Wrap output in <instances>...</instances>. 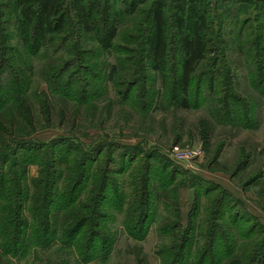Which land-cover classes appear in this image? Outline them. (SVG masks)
Masks as SVG:
<instances>
[{
  "label": "rangeland",
  "instance_id": "rangeland-1",
  "mask_svg": "<svg viewBox=\"0 0 264 264\" xmlns=\"http://www.w3.org/2000/svg\"><path fill=\"white\" fill-rule=\"evenodd\" d=\"M228 3L236 8L239 5L246 8L237 16L241 22L249 17L243 13H256L254 5L240 4L236 0ZM13 4L14 0H0V17L9 19L7 31L12 34L2 55L3 62L7 64L11 58L17 60L23 52ZM225 5L224 2L222 6ZM211 6L214 13L215 0H211ZM235 15L229 19L226 33L233 31L230 21ZM146 23L145 13L121 18L111 50L103 49L95 36L76 31L61 53L56 54L55 50L42 52L37 57L26 58L28 64H20L21 70L27 71L30 77V89L26 95L35 129L28 136L21 130L26 125L25 121L13 117V134L20 137L24 133L23 138L42 142L70 137L74 143H83L81 149H91L98 141H106L97 145L100 148L88 156L81 195L84 203L87 204V197L91 196L94 179L98 182L101 175H109L110 184L101 208L106 217L104 215L100 223L94 217L92 221H86L85 227L76 235L78 244L68 242L66 245L57 239L48 248H42L30 242L16 255L1 252L2 264H187L188 261L200 264L198 261L204 254L212 255L213 264H244L242 252L254 249L262 240L264 86L255 88L258 78L251 80L248 60L233 45L227 62L223 66L217 65V75L210 79L206 75L202 83L195 79L191 106L182 108L174 103L175 96L171 91L174 89L173 76L169 74L170 79L163 78L151 70L140 61V53L135 50L140 46L136 41L141 38ZM250 25L256 26L255 23ZM214 29L218 31V27ZM1 41L0 37V45ZM52 54L57 58L52 59ZM74 59L76 63L65 75L76 74L78 80L70 89V97L61 89L53 90L58 82L52 76L63 63ZM202 67L200 70L207 68L204 64ZM169 68L173 75L176 67L170 64ZM4 70L5 77H8L9 71L7 68ZM21 79L26 78L21 75ZM134 81L137 85H133L130 98H125L129 82ZM82 86L87 98L79 102ZM145 91L148 92L144 98L148 105L142 108L136 102L141 99L135 96ZM157 148L163 149L173 161L183 164H180L183 169L174 168L162 156L155 154ZM80 154L77 148L70 161L75 155L80 160ZM44 155L51 157V150H45ZM56 156L59 157L58 152ZM150 163L151 170L156 169L150 172L152 198L147 210L143 208L148 214L143 215L142 224L145 225L137 236L129 228L130 216L138 207V190ZM9 167L8 164L6 169ZM161 167L167 174L168 179L164 178L166 185H161L163 173L157 170ZM55 172L60 174L54 190L56 203L60 206L59 193L63 191L70 171L61 166V170ZM62 173L64 176L61 178ZM43 176L46 175L41 173L39 164L28 165L21 181L27 189V197H33L32 181ZM14 188L17 189L16 186ZM223 197L233 201L232 211L235 204L242 206L236 210L248 223L245 228L254 230L249 238L229 225L228 210L221 206ZM123 203L124 210L121 211ZM22 211L28 221H35L30 201L22 202ZM219 211L221 215H218ZM67 214L73 216V212L62 211L57 206L52 210V216H58L61 223L68 220ZM84 215L81 213L79 219ZM94 233L98 237L92 242ZM231 235H236L233 236L236 240L230 246L234 253L228 257L221 252L219 240L227 241ZM91 244L93 247L88 253L86 250ZM181 253H187L186 258L178 263ZM205 264H210L209 257Z\"/></svg>",
  "mask_w": 264,
  "mask_h": 264
},
{
  "label": "trees",
  "instance_id": "trees-1",
  "mask_svg": "<svg viewBox=\"0 0 264 264\" xmlns=\"http://www.w3.org/2000/svg\"><path fill=\"white\" fill-rule=\"evenodd\" d=\"M230 1L215 0L216 11L213 13L211 0H14L17 33L23 52H20L21 55L17 60L11 58L9 64L3 62L2 55L6 49L5 44L12 35L7 31L10 21L8 18L0 17V37L2 38L0 45V253L16 255L30 242H35L37 247L42 248H48L57 239L66 245L69 243L78 244L79 239L76 240V235L85 227L86 221H92L91 219L94 217L100 223L104 215L106 217V213L101 208L107 199V187L110 184L109 175L107 177L101 175L98 182L94 179V186L90 191L91 196L87 197L91 201L87 200V204L84 203L81 195L88 156L98 148L97 145L100 146L106 141H98L95 148L83 147L81 149L83 143L79 141L74 143L70 137H56L50 141L42 142L23 138L24 133H21L20 137H17V133L13 134V123L11 122L13 117L25 121L26 125H23L21 130L27 132L28 136L29 132L35 129L32 123L31 106L28 104L26 95L30 89V77L27 71L21 70L20 64L23 66L28 64L27 59L37 57L42 52L55 50L56 54L61 53L76 31L95 36L103 49L111 50L119 32L121 18L145 13L146 28L142 30L141 38L136 41L140 46H137L135 50L140 53V61L151 70L158 72L163 78L170 79L169 74L173 76L174 89L171 91L175 96L174 103L177 102V105L182 108H189L192 84L195 79L198 78L202 83L206 75L209 79L213 75H217L219 72L217 65L223 66L227 62L229 50L233 45L237 52L248 60L251 71L250 78L253 79L252 81L258 78V84H254L258 89L259 85L264 86V0H236L240 4L254 5L256 10V13H243L249 17H246L242 22L237 19V16L242 14L239 12L246 11V8H243V5H239L237 8L227 5ZM224 2L226 5L222 6ZM144 7L145 9L141 10ZM233 15L236 17L232 22L230 21V25L234 32L226 33L227 23ZM251 23H255L256 26L250 25ZM214 27H218L217 32ZM170 30L173 31L170 32ZM51 56L52 59L57 58L55 54ZM12 61L13 63H11ZM75 63V59L63 63L58 72L52 76L58 82L56 86L52 87L54 91L61 89L66 96L71 97L70 89L74 88L73 86L78 80L75 77L76 74L65 75L69 67ZM170 64L176 67L173 75H171L172 71H168ZM203 64L207 68L200 70L203 68ZM5 68L9 71L8 77H5ZM224 74L225 72L222 76ZM21 75L26 79H21ZM27 80L28 84H26ZM136 83L137 81L129 82L124 92L125 98H130L131 89L133 85H137ZM84 88L82 86L83 90H80L83 93H80L79 102H83L87 98ZM77 89L79 90V86ZM137 96L141 99H138L139 102L136 101L137 104L142 108L148 105L147 99H144L148 96L147 91L137 94L135 97ZM16 111L19 114L15 115ZM5 119L6 121H4ZM11 132L12 135H10ZM112 144L120 143L113 142ZM74 147L81 151L80 160L75 155L70 161L71 154L77 149ZM47 149L51 150V157L44 155V151ZM57 152L59 157L56 156ZM155 154L162 156L174 168L183 169L163 149L157 148ZM8 164L10 169L7 170ZM31 164H39L41 173L50 177L43 176L32 181L34 190L33 197L30 198L27 197V189L21 184V181L27 172L28 165ZM61 166L69 170L70 174L66 181V177L64 178L65 183L63 191L59 193L61 199L60 206H58L54 190L57 189L56 178L60 174L58 175V172L55 171L61 170ZM152 170L154 172L156 169ZM152 170L150 163L146 178L138 190L140 194V201H137L138 207L132 210L133 213L131 212L130 216L129 228L137 236L145 225V223L142 224L143 215L146 213L143 208L147 210L152 198L149 181ZM157 170L159 173H163L162 178L160 177L161 185H166L168 179L166 171L162 167ZM155 174L154 176H156ZM63 176L64 173L61 178ZM15 186L17 189L14 188ZM87 190L89 192V187ZM115 198H118V195H115ZM226 198L223 197L221 206L223 210H228L229 225L233 230L237 229L243 236L249 238L254 230L245 228L248 223L241 212L236 210L242 209V206L237 203L236 207L233 206L234 211H232L231 205L234 203ZM17 200L19 201L17 202ZM27 200L32 203L36 215L35 221H28L29 219L23 214L22 202H27ZM56 206L62 211L73 212V216L67 214L68 220L65 219L61 223L58 216H52V210ZM121 207V211H123L124 203ZM81 213L85 215L79 219ZM221 214L219 211L218 215ZM29 225L31 228L28 227ZM233 236L236 235L229 236L227 241L222 238L219 240L221 252H225L228 257L234 253V249L230 247L231 243L236 240ZM97 237L98 234L94 233L92 242H95ZM101 239L103 240V238ZM92 247L91 244L86 251L90 253ZM242 253L244 264H264V235L258 246ZM186 254H179L178 263L182 262L183 257L186 258ZM208 257L209 263L213 264L210 254L202 255L198 262L205 264ZM1 258L0 254V264H2ZM187 264H190L189 261Z\"/></svg>",
  "mask_w": 264,
  "mask_h": 264
},
{
  "label": "water",
  "instance_id": "water-1",
  "mask_svg": "<svg viewBox=\"0 0 264 264\" xmlns=\"http://www.w3.org/2000/svg\"><path fill=\"white\" fill-rule=\"evenodd\" d=\"M167 154V153H166ZM176 163H178L179 165L181 164V163H179L178 161H176V160H174ZM181 165H183V164H181Z\"/></svg>",
  "mask_w": 264,
  "mask_h": 264
}]
</instances>
